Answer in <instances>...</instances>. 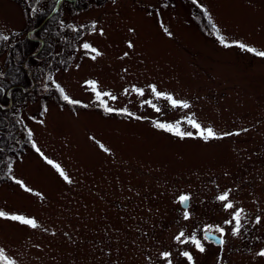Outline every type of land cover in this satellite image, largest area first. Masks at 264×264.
Masks as SVG:
<instances>
[{
  "label": "rangeland",
  "instance_id": "1",
  "mask_svg": "<svg viewBox=\"0 0 264 264\" xmlns=\"http://www.w3.org/2000/svg\"><path fill=\"white\" fill-rule=\"evenodd\" d=\"M48 1L33 3L45 5ZM54 1L53 11L61 10L65 33L72 40L65 51L60 43L54 44L49 59L42 61L40 76L34 75L32 62L23 64L29 83L21 84L27 96L19 107L14 110L12 99L17 85L5 92L4 98L10 101L0 100V115L2 110L4 114L11 111V121L14 117L19 121L11 152L3 155L0 145V210L35 215L48 232L0 220V244L17 255L20 264H148L147 257L155 259L161 247L172 243L178 228L191 231L224 218L214 200L216 184L220 190L237 189L234 199L242 202L250 218L264 213V59L235 46L224 48L192 0ZM163 3L169 7L161 9L159 16H147L146 8L153 11V6ZM200 3L228 41H243L264 50V0ZM160 19L173 32L172 38L163 33ZM94 21L104 29L103 37L90 35ZM27 26L28 16L20 1L0 0L1 33L21 32V37L34 39V30ZM129 27L136 29L135 34L129 33ZM129 39L136 45L134 52L126 48ZM84 40L103 51V57L93 62L77 52ZM43 43L30 57L36 56ZM73 43L77 44L75 51ZM126 50L130 56L122 61L119 57ZM72 54L68 65L60 63ZM5 56L0 57L1 65L6 63ZM76 63L81 64L79 70ZM50 72L72 97L89 107L69 105L61 110L64 102L58 94L44 91L46 84L51 88L47 81ZM87 78L97 79L103 89L119 96L114 107L127 106L149 119L103 113L82 87ZM151 82L187 98L200 120L218 131H249L205 145L155 129L151 120L179 119L185 113L171 110L161 101L163 111L158 114L148 106L141 108V98L134 94L122 95L124 87ZM44 105L49 112L41 116ZM40 119L45 120L44 125L36 123ZM28 128L45 154L70 173L76 181L73 186L65 185L31 148ZM90 136L109 147L111 155L102 152ZM9 163L14 166L13 174L41 192L44 200L24 193L9 179ZM180 191L192 193V220L177 224L182 209L173 198ZM52 231L55 237L50 235ZM226 239L224 264H250L251 252L264 247V226L250 223L246 234ZM208 248L204 256L194 253L197 264H216L218 247Z\"/></svg>",
  "mask_w": 264,
  "mask_h": 264
},
{
  "label": "snow or ice",
  "instance_id": "2",
  "mask_svg": "<svg viewBox=\"0 0 264 264\" xmlns=\"http://www.w3.org/2000/svg\"><path fill=\"white\" fill-rule=\"evenodd\" d=\"M116 0H113L115 3ZM193 4L197 5L207 17L209 23L211 24V30L216 34V38L219 43L224 48L237 47L247 53H251L256 57L264 59V50H259L257 47L247 44L243 41H228L227 38L221 34L220 28L213 21L212 15L209 12L208 8L200 3V0H192ZM169 5L167 3L160 4L159 7H154L153 11H148L145 9L147 16L152 17L154 14L159 16L161 9L167 8ZM33 12L36 9H32ZM159 26L162 29L163 33L169 37H173V32L169 30L168 27L164 26L162 19L159 21ZM61 26H64V22L61 21ZM72 27V26H68ZM74 32H79V29L72 28ZM129 33L135 34L136 29L134 27H129ZM98 34L103 37L105 35L104 29L97 26V23L94 21L92 24V29L90 35ZM10 37L0 34V40L5 42L9 41ZM135 43L133 40L129 39L126 42V48L135 51ZM77 52H82L84 57H87L89 60L95 62L98 58L103 57L104 52L101 51L97 46L88 40H84L80 43L79 47L76 49ZM130 51H124L123 54L119 57L120 60H125L129 58ZM81 67L80 63L75 64V68L79 70ZM60 69L57 68L56 72H59ZM124 73L128 72L127 68L123 69ZM3 75V73H0ZM47 81L51 85L49 88L48 84L44 86V91L54 90L58 94L59 99L64 102L62 104L61 110L65 106H76L79 105L82 108H88L89 105L83 103L82 100L72 97L67 91L65 86L58 81V78L55 74L49 73L47 75ZM82 87L85 90L89 91L93 96V103L97 107L102 109L103 113L108 115H119L126 116L137 121L148 120L149 117L136 115L129 110L127 106L114 107L113 103L119 99V96L116 95L110 89H103L100 82L97 79L87 78L83 81ZM134 94L135 96L141 98L140 107L145 106L150 107L155 113H161L163 108L158 102H164L169 106L171 110L182 111L185 114L179 119L174 120H164V119H155L151 120L150 123L152 127L163 132H167L175 137H178L180 140H198L203 142L205 145L211 144L217 141H223L226 138L233 136H240L242 132H247L249 129L243 128L237 131L224 130L218 131L216 127L211 123H205L200 120L197 113L192 111V103L187 98L177 97L173 92L162 90L159 88L157 83L151 82L147 83L144 86H138L132 84L129 87H124L122 90L123 96H130ZM146 95L150 98H145ZM49 112L47 105L43 106L42 111L40 112L41 116L46 115ZM28 119L35 120V117H28ZM19 122V121H17ZM36 123L40 125L45 124V120L40 119L36 120ZM26 137L28 142L31 144V148L35 151L36 154L43 160L45 164L51 167L58 175L60 180L67 186H73L76 181L73 180L70 173L66 168L57 160L50 158L45 152L41 149L35 139V133L31 128L27 129ZM99 149L111 155V150L109 147L105 146L100 140L96 139L94 136L89 137ZM22 162V160H21ZM7 170L9 174V179H11L15 185L23 190L24 193L32 194L35 197H38L40 200H44L45 197L41 192L34 191L32 187H29L24 179L17 178L14 173V166L12 163L7 165ZM226 176L227 172L224 173ZM217 189V194L214 197L215 202L220 205V210L224 213V218L215 223H204L202 226L193 228L191 231H188L185 227H180L171 237L172 243L167 247H161V249L156 253L155 259L152 256L147 257L148 264H197V258L194 253H198L201 256H204L208 253V246L215 245L218 247V254L216 256V264H224V251L225 245L227 243L226 237L229 235L233 238H239L242 235L246 234L249 230V224L251 223L252 227L264 226V213H260L250 218V214L246 211L242 202L236 201L234 199V194L237 189L232 187H226L224 190H220L219 184L215 185ZM139 195V193H137ZM192 193L190 191H180L175 194L173 198V203L178 205L182 211L180 212V219L176 221L177 224L183 222H189L192 220V211L190 210ZM0 220L15 223L20 227L27 228L30 230H40L43 228L44 232H48L46 227H43L41 222L35 215H29L23 211H5L0 210ZM51 236L55 237L56 232L52 231ZM63 235L68 237L69 234L64 232ZM147 236L148 233H143ZM75 243V241H73ZM111 255V253H109ZM0 264H20V259L17 255L12 254L9 249L0 244ZM250 264H264V247L251 252V262Z\"/></svg>",
  "mask_w": 264,
  "mask_h": 264
},
{
  "label": "trees",
  "instance_id": "3",
  "mask_svg": "<svg viewBox=\"0 0 264 264\" xmlns=\"http://www.w3.org/2000/svg\"><path fill=\"white\" fill-rule=\"evenodd\" d=\"M18 1L21 2L28 16V26L26 29L34 30L35 38L32 39L28 37V35L21 37V32H13L6 35L10 37L9 41L5 42L0 40V57L6 54L5 65L0 64V73H3V75H0V100H3L4 102L10 101L8 97L4 98V95L10 90L13 91L11 88H14V86L17 85L16 92L12 95L13 105L16 106L14 110L17 108V105L19 107V105L22 104V101H24L27 96V92H24L21 88V84L28 86L27 84H24L25 81L29 83V78L26 76V69L23 68V64L25 62H32L34 75L40 76L39 74L43 71L42 61L44 59H49L50 56L48 57L47 54L51 52L54 44L60 43L61 50L65 51L68 41L72 40V36L65 33L66 28L64 26L66 25L64 24V26H61V10L53 11L55 5L54 0H49L45 5L33 3L36 0ZM32 9H36V11L33 12ZM88 28L89 27H86L85 29L89 30ZM0 34L5 35L1 32ZM78 35H76L75 38L78 37ZM42 43V49L36 52L35 57H30V54L37 51ZM73 44L72 47L75 51L77 44ZM73 54L66 59H62L60 63L68 65ZM10 114L11 111L4 114V111L2 110L0 115V145L4 148L3 155L8 151L11 152V149H13L12 147L15 144L14 138L16 135L15 130L17 129V122L15 117L14 120L11 121ZM7 127H10L11 129L6 130ZM1 159L3 160L4 156H2Z\"/></svg>",
  "mask_w": 264,
  "mask_h": 264
}]
</instances>
